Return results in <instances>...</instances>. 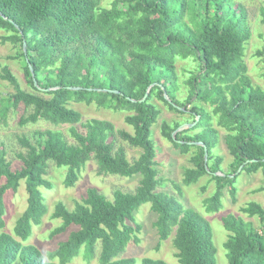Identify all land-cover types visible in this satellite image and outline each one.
Here are the masks:
<instances>
[{
  "label": "trees",
  "instance_id": "16d2710c",
  "mask_svg": "<svg viewBox=\"0 0 264 264\" xmlns=\"http://www.w3.org/2000/svg\"><path fill=\"white\" fill-rule=\"evenodd\" d=\"M100 2L0 0V31L4 32L0 42L18 45V59L26 68L24 75L32 89L23 90L9 68L2 67L0 79L14 89L4 113L10 105L22 106L26 113L19 118V126L40 121L55 127L69 125V136L75 142L68 144L57 130H37L34 143L25 137L18 140L26 152L17 156L22 166L13 171L0 148V179L5 180L0 186V264H70L82 248L88 258L98 249V264H135L134 258L121 254L127 244L139 242L141 227L134 213L145 203L156 214L153 227L158 244L174 231L172 244L179 264H216L209 222L174 195L157 191L161 181L150 136L161 114L155 99L178 114L187 113V124L195 123L174 138L172 133L181 122L164 121L159 129L161 137L182 153L197 149L191 158L194 168L183 173L185 186L206 175L215 181L213 194L204 200L206 213L219 212L226 188L234 200L236 172L242 164L241 172L261 173L262 185L253 193L264 192V90L251 84L242 60L249 39L244 10L236 8L232 0H112L109 8H102ZM262 4L259 16L264 25V0ZM256 55H264V51ZM178 60H190L194 65L183 81L186 93L182 99L177 98ZM71 102L127 112L124 122L133 134L115 130L103 120L81 123V114L69 107ZM191 103L194 105L188 109L186 105ZM213 116L217 126L226 131L224 144L233 158L230 171L224 175H214L222 170L221 158L212 156L218 142V131L211 125ZM194 130L197 132L189 134ZM117 138L142 150L137 160L129 163L123 149H115ZM91 159L97 162L98 174L140 175L138 186L133 193L115 190L112 201L88 188L72 210L57 202L51 218L61 224L51 236L72 226L76 229L54 250L42 254L26 242L47 213L42 189L52 188L44 178L49 162L66 168L63 182L71 187ZM253 160L256 162H250ZM21 181L27 194L26 207L9 234L4 232V197L8 191L16 192ZM240 211L248 218H257L259 225L256 228L232 214L222 218L229 233L223 244L227 263L264 264V207L250 201ZM140 264L167 263L142 258Z\"/></svg>",
  "mask_w": 264,
  "mask_h": 264
},
{
  "label": "rangeland",
  "instance_id": "374dc122",
  "mask_svg": "<svg viewBox=\"0 0 264 264\" xmlns=\"http://www.w3.org/2000/svg\"><path fill=\"white\" fill-rule=\"evenodd\" d=\"M235 2V7L240 6L244 10L245 24L249 31V39L245 44L242 60L246 65V76L249 78L253 86H257L264 90V55L257 56V51H264V25L260 22L259 10L263 5L262 0H232ZM112 0H101L102 8H109ZM4 32L0 31V36ZM20 48L18 45L0 42V72L2 67H8L11 73L17 79L20 87L28 92H32L26 76L24 75V66L18 53ZM185 68V69H183ZM194 65L192 61L178 60L175 63V69L178 75V93L177 98L182 99L186 93V86L183 81L186 80L188 71H193ZM185 70V71H184ZM13 87L6 81L0 79V148L5 152V158L10 163L11 170H18L22 166V162L17 157L20 154H25L26 149L23 148L18 140L27 138L33 142V133L37 130H57L61 132L63 139L68 144H75L74 140L69 136V125L53 126L50 123L40 121L36 124H26L19 126L18 120L26 112L22 106L17 108L8 107L4 113V108L8 104V97L13 94ZM160 107L161 114L156 124L151 127V141L156 150L155 169L157 177L161 181L157 191H162L174 195L185 207H189L202 215L210 224L212 229L213 244L216 249V264H228L226 259V251L223 247L229 233L222 226V218L227 214H232L236 217H241L246 222H251L254 227H258L257 218H248L240 211L248 202L254 201L264 207V192L253 193V190L262 185L261 173L247 174L239 172L235 183L234 200L226 188L222 191L221 209L219 212L206 213L204 209V200L210 197L215 190V181L210 175L203 176L197 183L185 186L182 183L183 173L186 169L194 168L191 158L197 153V149L189 148L186 153H182L179 149L168 140L160 135V124L162 122H181V130L190 129L184 119L188 118V114L181 115L175 111L169 110L161 101L154 100ZM194 104L186 105L189 109ZM206 111L212 114L211 108L204 105ZM71 109L78 111L81 114V123L90 119H98L111 123L115 130L125 131L133 134L132 128L124 122V117L128 115L125 111H114L109 108H99L94 103L87 105L85 103L69 104ZM189 112V111H188ZM216 116L211 117V125L218 131V142L212 150V156L221 158L220 168L222 174H227L230 171V164L233 158L230 156L225 144L224 135L226 131L217 126ZM187 125V126H186ZM81 130L80 125L76 126ZM179 131V132H180ZM197 132L190 131L189 134ZM178 133V132H177ZM115 149L121 148L125 152L126 159L129 163L137 160L142 150L129 146L119 138L115 140ZM66 168L56 167L49 162L45 179L52 185L50 190L42 189L45 199L44 204L47 206V213L43 217L39 226L33 227L32 235L26 242L35 246L42 254L54 250L58 243L64 241L70 231L76 227H70L66 232L51 236V232L60 226L61 221L52 219L51 214L57 202H62L68 210L74 208L75 202L85 196L88 188H95L100 194L104 195L107 200L112 201L113 192L119 190L124 193H133L141 179L140 175L132 177H120L116 175H102L97 173V162L94 159L89 160L81 170L78 181L71 187L64 185V177ZM5 180L0 179V186ZM176 186L180 189L177 190ZM27 194L25 192L24 182L21 181L16 192L8 191L4 197L5 212H4V232L11 233L16 219L22 214L26 207ZM134 220L140 225L141 230L138 232V244L129 243L125 247L121 257L134 258L135 264H140L142 258L160 259L167 264H179L175 256L176 250L173 247L172 239L174 231L169 238L158 244V236L153 223L156 220V214L151 212L150 204L145 203L139 207L134 213ZM158 246V248H156ZM14 264H19L15 262ZM70 264H98V249L95 250L93 257H86L83 248L77 257Z\"/></svg>",
  "mask_w": 264,
  "mask_h": 264
},
{
  "label": "water",
  "instance_id": "95a60500",
  "mask_svg": "<svg viewBox=\"0 0 264 264\" xmlns=\"http://www.w3.org/2000/svg\"><path fill=\"white\" fill-rule=\"evenodd\" d=\"M23 52H24V54H26L25 43H24V42H23ZM28 68H29V70H30V72H31V77H32V79H33L34 86L37 87V84H36L35 79H34V73H33L32 69H31V66L28 65ZM151 87H153V85H151L150 87H148V89H147V91H146V93H145V95H144V97H143V99H142L141 101H144V100H145V98L147 97V95H148L149 90H150ZM69 89H75V90H77V89H79V88H69ZM89 90H90V89H89ZM103 91H105V90H103ZM164 97H166V94H165V93H164ZM174 106H176V105H174ZM176 108H178V109H180V110H182V111L185 110L184 108H179V107H177V106H176ZM197 119H198V118H197ZM194 124H195V123H192V124H189L188 126H189V127H192V126H194ZM186 126H187V125H186ZM181 127H183V126H179V127H178V128L172 133L173 138H174L175 134L181 130ZM178 142H179V143H183V141H178ZM189 144L202 145L201 143H189ZM202 146H203V145H202ZM204 160H205V163H206V161H207V150H206V149H204ZM250 162H256V160H253V161H250ZM243 166H244V164H242V165L238 168V170H237V172H236L237 174L241 171V169H242ZM214 175H218V173H215ZM230 177H234V175H231Z\"/></svg>",
  "mask_w": 264,
  "mask_h": 264
}]
</instances>
